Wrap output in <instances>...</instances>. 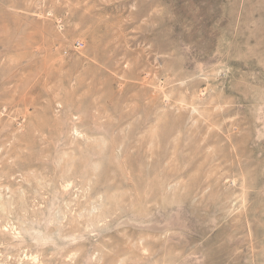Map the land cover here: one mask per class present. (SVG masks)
<instances>
[{"label":"rangeland","instance_id":"obj_1","mask_svg":"<svg viewBox=\"0 0 264 264\" xmlns=\"http://www.w3.org/2000/svg\"><path fill=\"white\" fill-rule=\"evenodd\" d=\"M0 264H264V0H0Z\"/></svg>","mask_w":264,"mask_h":264}]
</instances>
